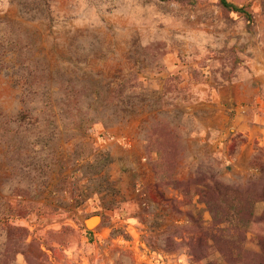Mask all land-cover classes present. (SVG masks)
<instances>
[{
    "label": "rangeland",
    "instance_id": "rangeland-1",
    "mask_svg": "<svg viewBox=\"0 0 264 264\" xmlns=\"http://www.w3.org/2000/svg\"><path fill=\"white\" fill-rule=\"evenodd\" d=\"M233 86L264 0H0V264H264V146L189 113Z\"/></svg>",
    "mask_w": 264,
    "mask_h": 264
},
{
    "label": "crops",
    "instance_id": "crops-1",
    "mask_svg": "<svg viewBox=\"0 0 264 264\" xmlns=\"http://www.w3.org/2000/svg\"><path fill=\"white\" fill-rule=\"evenodd\" d=\"M241 103L242 92L238 87L233 86L231 92L227 94L222 91L221 95L214 93L209 99L202 100L200 114L196 110L197 104L189 106V113H192L194 138L203 143H212L216 151H221V157L227 159L224 129L231 133L241 132L246 136L247 142L240 146L239 155L233 154V156L247 159L252 152L251 145L254 140L264 146V103H260L257 108L263 113V117L258 111L252 112L257 120L260 118L259 124L247 123V114L242 113L245 108ZM195 111L196 116L193 114Z\"/></svg>",
    "mask_w": 264,
    "mask_h": 264
},
{
    "label": "bare ground",
    "instance_id": "bare-ground-1",
    "mask_svg": "<svg viewBox=\"0 0 264 264\" xmlns=\"http://www.w3.org/2000/svg\"><path fill=\"white\" fill-rule=\"evenodd\" d=\"M98 218L97 217H93V218H90L88 220H86L85 223H87V226L90 227L92 226L93 224H95L97 222Z\"/></svg>",
    "mask_w": 264,
    "mask_h": 264
},
{
    "label": "water",
    "instance_id": "water-1",
    "mask_svg": "<svg viewBox=\"0 0 264 264\" xmlns=\"http://www.w3.org/2000/svg\"><path fill=\"white\" fill-rule=\"evenodd\" d=\"M95 217V216H94ZM86 221L83 222L84 227L88 228Z\"/></svg>",
    "mask_w": 264,
    "mask_h": 264
},
{
    "label": "trees",
    "instance_id": "trees-1",
    "mask_svg": "<svg viewBox=\"0 0 264 264\" xmlns=\"http://www.w3.org/2000/svg\"><path fill=\"white\" fill-rule=\"evenodd\" d=\"M224 2V1H223Z\"/></svg>",
    "mask_w": 264,
    "mask_h": 264
}]
</instances>
